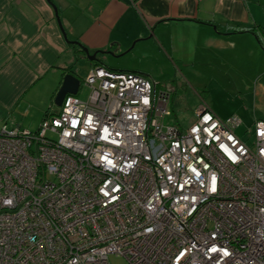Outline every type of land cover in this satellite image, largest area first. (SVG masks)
I'll list each match as a JSON object with an SVG mask.
<instances>
[{
    "label": "built area",
    "instance_id": "obj_1",
    "mask_svg": "<svg viewBox=\"0 0 264 264\" xmlns=\"http://www.w3.org/2000/svg\"><path fill=\"white\" fill-rule=\"evenodd\" d=\"M83 85L35 130L0 126V264H264V120L248 143L204 101L164 123L171 93L140 73Z\"/></svg>",
    "mask_w": 264,
    "mask_h": 264
},
{
    "label": "crops",
    "instance_id": "obj_2",
    "mask_svg": "<svg viewBox=\"0 0 264 264\" xmlns=\"http://www.w3.org/2000/svg\"><path fill=\"white\" fill-rule=\"evenodd\" d=\"M82 46L96 59H87ZM134 48L150 51V61L165 62L175 77L181 66L221 60L264 94V0H0L1 122L36 129L45 114L58 111L41 113L40 106L66 73L79 79L80 92L79 64L149 78L140 65L113 60ZM201 68L191 73L201 77ZM154 82L172 97L173 86ZM31 110L39 116L28 118ZM256 119L264 120V111Z\"/></svg>",
    "mask_w": 264,
    "mask_h": 264
},
{
    "label": "rangeland",
    "instance_id": "obj_3",
    "mask_svg": "<svg viewBox=\"0 0 264 264\" xmlns=\"http://www.w3.org/2000/svg\"><path fill=\"white\" fill-rule=\"evenodd\" d=\"M113 60L122 62L126 66L134 63L140 65L143 69L142 71L148 75L151 81H158L160 85H171L174 87L175 91L169 104L171 116L165 117L164 123L178 124L182 128L188 127L195 120V109L200 102L204 101L222 117L229 115L240 117L242 122L236 127L235 132L246 142H252L253 118L256 115L258 117L259 113L264 111V94L259 89V83L249 82V80L243 82V78L236 72L237 67L227 66L221 60L212 59L213 61L211 60V62L205 64L203 68L197 63L194 67L181 66L183 74L175 77L173 70L165 62L161 60L150 61V51L148 50L134 48L117 58H113ZM83 62L85 63L86 61L83 60ZM79 66L80 77L85 78L88 69L83 64H79ZM199 68L202 71L201 77L191 73ZM184 75L187 77H184ZM211 76H215L212 81L209 80ZM203 78H205L204 81H202ZM254 85L256 87V95L253 94ZM88 91V88L81 83L80 92L77 96L85 99ZM54 98L55 96L43 99V106H40L41 113H45L48 110H57ZM33 115L39 116L37 112L34 113L32 110L27 113V117L30 119H34ZM2 124L4 123L0 122V126ZM5 125L7 128L15 127L9 123ZM47 135L51 136L50 133H47ZM108 260L111 264H127L124 257L114 254L109 255Z\"/></svg>",
    "mask_w": 264,
    "mask_h": 264
},
{
    "label": "water",
    "instance_id": "obj_4",
    "mask_svg": "<svg viewBox=\"0 0 264 264\" xmlns=\"http://www.w3.org/2000/svg\"><path fill=\"white\" fill-rule=\"evenodd\" d=\"M57 20H58V24L64 34V31L61 27V24H60V21H59V18L57 17ZM77 43V42H75ZM81 49L84 51V53L86 54V57L87 59L89 60H95L96 59V56L95 54L96 53H93V54H90L88 49L85 48V47H81ZM79 84H80V81L78 78H76L73 74L71 73H66L63 78H62V82H61V85L55 95V98H54V103L57 105V106H60L64 97L67 95V94H77V91H78V88H79Z\"/></svg>",
    "mask_w": 264,
    "mask_h": 264
}]
</instances>
